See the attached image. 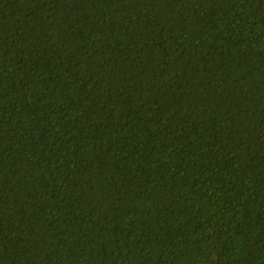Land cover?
<instances>
[{
	"label": "trees",
	"instance_id": "16d2710c",
	"mask_svg": "<svg viewBox=\"0 0 264 264\" xmlns=\"http://www.w3.org/2000/svg\"><path fill=\"white\" fill-rule=\"evenodd\" d=\"M0 264H264V0H0Z\"/></svg>",
	"mask_w": 264,
	"mask_h": 264
}]
</instances>
